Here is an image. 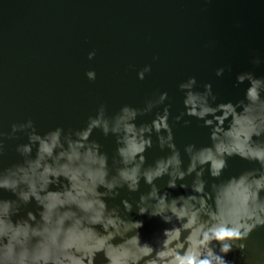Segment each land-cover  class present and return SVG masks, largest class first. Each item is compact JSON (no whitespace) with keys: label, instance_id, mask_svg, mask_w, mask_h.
Wrapping results in <instances>:
<instances>
[{"label":"water","instance_id":"95a60500","mask_svg":"<svg viewBox=\"0 0 264 264\" xmlns=\"http://www.w3.org/2000/svg\"><path fill=\"white\" fill-rule=\"evenodd\" d=\"M258 157L264 0H0V264H192L264 219Z\"/></svg>","mask_w":264,"mask_h":264},{"label":"clouds","instance_id":"9594fccd","mask_svg":"<svg viewBox=\"0 0 264 264\" xmlns=\"http://www.w3.org/2000/svg\"><path fill=\"white\" fill-rule=\"evenodd\" d=\"M95 55L94 52L89 53V59H91ZM254 63H260L259 60L254 61ZM150 71V67H145L141 72L138 73V76L140 79L144 78V75L146 72ZM223 73V69H220L217 71V75H221ZM87 77L90 80H94L96 77V73L94 71H89L86 73ZM253 75V74H252ZM238 82H243L242 77H238ZM196 81L195 78H191L187 83H182L180 85L181 89L189 90L187 92L190 93L192 92L191 89L195 85ZM206 92L205 95L208 98L211 96V85H205ZM166 93L161 95L160 99L161 101L166 98ZM214 99V97H213ZM189 116H194L195 113L192 112H187ZM179 119V118H177ZM258 161L262 167H264V157H258L257 159H254ZM200 176L202 173L199 174ZM215 175L218 174H212L214 177ZM161 177V176H160ZM185 177V173H181L178 177H172V179L169 180L168 182V188L169 189H175L177 187L176 180L180 179L183 180ZM149 185H152L153 182L151 179L146 181ZM138 187V186H137ZM136 188H131L128 187L129 190L131 191H136ZM181 188L187 189V185L181 184ZM153 188L158 190L154 185ZM159 191V190H158ZM164 197H168V193L163 194ZM174 198H179V197H174ZM141 201H143L144 197L141 196ZM125 208L128 209L129 211L131 210V205L125 202ZM146 213V210L141 208L139 211V215H144ZM153 215V214H152ZM153 217H159L165 224L169 225L171 224V221L169 219H166L164 216L160 215H153ZM251 222H244V223H239L236 226H233L231 224H225L223 226H220L217 228L215 231H211L206 233L202 238H201V244L205 245L207 247V253H201L198 257H194L192 259V264H232V262L228 261L225 259V256L230 253L231 251L234 250L235 248L243 249L245 245L243 243L237 244V241H243L247 238L248 234L258 225H264V219H261L259 217L257 218H250ZM135 223L139 224V228L143 227V221H134ZM171 227H167L163 230V233H167ZM145 244H148L145 242ZM150 245V244H149ZM154 247V245H152ZM211 257V259L209 258ZM184 264H187V261L184 262Z\"/></svg>","mask_w":264,"mask_h":264}]
</instances>
